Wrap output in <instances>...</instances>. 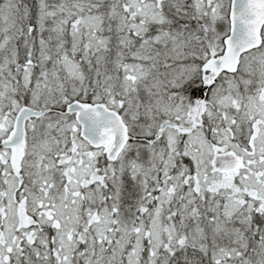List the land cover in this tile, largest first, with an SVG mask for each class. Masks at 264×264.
<instances>
[{
    "label": "snow or ice",
    "instance_id": "snow-or-ice-1",
    "mask_svg": "<svg viewBox=\"0 0 264 264\" xmlns=\"http://www.w3.org/2000/svg\"><path fill=\"white\" fill-rule=\"evenodd\" d=\"M0 264H264V0H0Z\"/></svg>",
    "mask_w": 264,
    "mask_h": 264
}]
</instances>
